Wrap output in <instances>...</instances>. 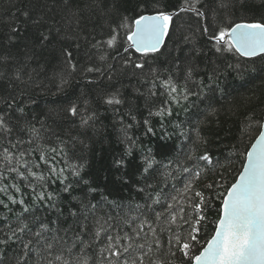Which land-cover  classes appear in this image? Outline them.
Returning a JSON list of instances; mask_svg holds the SVG:
<instances>
[{
	"label": "snow or ice",
	"instance_id": "obj_1",
	"mask_svg": "<svg viewBox=\"0 0 264 264\" xmlns=\"http://www.w3.org/2000/svg\"><path fill=\"white\" fill-rule=\"evenodd\" d=\"M49 2L53 15L21 7L23 0H0V264H166L164 257L167 264H264V112L243 114L239 139L247 134L249 143L233 181L220 173L197 188L209 168H225L208 152L205 126L219 115L215 93L221 84L222 94L228 88L216 68L198 71L193 63L206 55L198 40L221 58L264 59V16L233 20L246 0H184L177 11L164 10L158 0H132L131 17L120 15L114 0H86L83 7L78 0ZM181 13L194 16L198 27L181 32L168 66H157L156 54L173 41ZM94 17L111 19L106 33L103 26L100 35L95 24L88 28ZM227 67L247 71L239 60ZM76 76L110 83L95 98L57 99L52 103L59 109L40 108L38 95L60 96ZM126 88L144 102L142 122ZM193 96L206 98L207 110L169 133L166 118ZM101 109L112 113L124 145L112 162L118 173L139 145L133 129L142 124L144 135L155 134L153 117L160 118L162 138L181 139L160 159L142 151L135 182L118 175L135 197L110 199L85 178L77 153L89 132L103 134Z\"/></svg>",
	"mask_w": 264,
	"mask_h": 264
},
{
	"label": "trees",
	"instance_id": "obj_2",
	"mask_svg": "<svg viewBox=\"0 0 264 264\" xmlns=\"http://www.w3.org/2000/svg\"><path fill=\"white\" fill-rule=\"evenodd\" d=\"M81 7H83L86 0H78ZM109 4L113 3V0H108ZM117 5H120V15H127L131 17L133 12L131 11L132 0H114ZM159 6L164 10L177 11L184 3V0H158ZM264 0H246V7H237L232 19L239 22L241 17L253 18L259 20L261 16H264V8L261 7ZM27 5L34 9L37 13L47 12L48 15H53L54 12H48L49 8H52L49 0H23L21 7ZM2 7V5H0ZM127 7V12L123 9ZM60 9L56 8L55 12H59ZM175 21L179 31L176 36L173 37V41L168 42L167 49H162L163 55L156 54L155 63L157 66L167 67L165 63L168 61L169 52L173 47V42L178 39L181 32H193L198 27V21L190 13H181L175 17ZM111 23V19L106 21L98 20L95 17L93 21L88 24V28L91 29L93 24L96 26V34H101V28L103 26V32L108 31L107 24ZM183 26L182 28L180 26ZM198 35V34H197ZM195 39V38H194ZM71 42V41H69ZM198 45H202L205 48L206 55L202 54L194 58L193 63L199 64V70L216 68L218 73H222V80H226V86L228 88L227 94H222L224 84H221L220 90L215 93L216 101L213 103V107L219 113L218 116L212 117L213 123L206 125V129H210L211 135H209V143L207 145L208 152L212 155L213 159H219L225 168L217 166L215 171L209 168L204 174H202L200 180L196 183V187L203 189L204 186L213 180L220 178V173H224L226 182L230 183L241 169L243 159L240 156V152L244 151L245 145L249 143L247 134L243 143L239 139L238 127L241 121L244 120V113L249 109L254 110L256 115L259 116L261 112H264V59L260 57L247 59L241 57H218L214 51H208V46L204 40H198ZM191 45H186L185 48H189ZM73 48L75 45L73 44ZM84 48L80 49V59L83 60ZM134 59L139 57L138 53L134 51L130 53ZM175 55V53H172ZM237 60L247 68V71L238 74L236 71L229 69L227 65L229 63H235ZM199 78V77H198ZM107 80H96L94 83H87V81L76 76L71 79L65 88V92L60 96L52 95H38V103L40 108L47 111L50 108L56 107L59 109L61 106L52 102L57 99H71L74 96H87L95 98L94 94L100 92L109 86ZM115 83V82H113ZM128 94V99L133 103L138 104L139 112L137 113L138 119L142 122L147 117V110L144 108V102L142 99L135 100L131 96L130 88L125 89ZM207 95H212L207 93ZM209 101L204 98H197L193 96L190 101L185 105V109L175 108L174 115L166 118V127L169 133L173 132L175 123L187 122L192 118L193 113L196 111L205 112ZM127 107V105L125 106ZM101 121L106 126L102 135H93L92 132L88 133V139L85 140L86 147L81 146V151L77 153L78 156H82L83 162L86 167L84 171L85 178L93 186H98L99 191L110 193V199H119L121 197H135V191L129 186L123 185L117 178L118 175H127L132 182H135L136 167L140 163L142 151L147 152L152 150L157 159L162 158L165 154L172 152L177 145L181 143V139L178 135H172L167 139L162 138V128L159 117L152 118V125L155 129V134L144 135V129L142 124L133 129V132L139 139V145L135 149V153L132 157L127 159L128 167L126 169L117 170L113 167L112 162L114 158H118L123 154L124 145L119 142L120 133L118 125L114 127L116 122L112 119L111 112H104L101 109ZM203 119V117H201ZM194 122V121H193ZM99 127V124L97 125ZM251 135L255 136V129L252 130ZM81 139H84L81 136ZM57 187L54 185L53 188ZM81 190H77V194H80ZM207 194V193H206ZM216 207L219 206V201H215ZM67 207V205H63ZM210 221L216 219L215 208L208 212ZM213 230V224L207 225V231L210 233ZM167 264V257H164Z\"/></svg>",
	"mask_w": 264,
	"mask_h": 264
},
{
	"label": "water",
	"instance_id": "obj_3",
	"mask_svg": "<svg viewBox=\"0 0 264 264\" xmlns=\"http://www.w3.org/2000/svg\"><path fill=\"white\" fill-rule=\"evenodd\" d=\"M162 49H163V48H162ZM162 49H161V50H162ZM258 57H259V56H258ZM255 58H256V57H255ZM251 59H252V58H251Z\"/></svg>",
	"mask_w": 264,
	"mask_h": 264
}]
</instances>
